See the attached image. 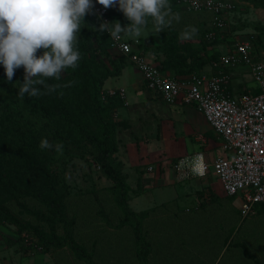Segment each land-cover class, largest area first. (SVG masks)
Segmentation results:
<instances>
[{
    "label": "rangeland",
    "instance_id": "1",
    "mask_svg": "<svg viewBox=\"0 0 264 264\" xmlns=\"http://www.w3.org/2000/svg\"><path fill=\"white\" fill-rule=\"evenodd\" d=\"M233 1L237 20H227L225 27L217 30L211 26L207 11L194 10L186 0H169L171 29L168 26L157 33L153 18H147L153 22L146 23L137 38L138 47L172 75L185 74L187 71L180 70L188 64H192L193 71L201 70L221 52L231 49L235 39L264 34V22L251 19L253 9L264 8V0ZM108 9V21L119 20L122 26L129 23L118 6ZM176 15L179 19L174 18ZM84 20L77 46L82 41L88 44L81 55L85 63L80 59L76 69L62 70L59 80L46 78L47 84L59 85L55 91L49 93L40 86L38 96H18L23 67L16 69L11 83L0 82V264H85L68 246L46 247L41 242L39 233L50 230L49 217L58 233L62 225L55 222L42 202L31 196L30 188L39 189L50 199L54 194L62 196V209L73 222V239L83 244L95 261L139 264L129 226L117 225L123 215L114 202L113 183L101 173L97 149L75 125L79 123L86 131L100 135L101 119L113 130L115 150L109 156L110 164L125 175L130 186L128 204L134 211L145 214L143 228L149 243L147 264H252L243 257L240 242L255 254H261L264 262V250L260 252L264 244V203L256 207L257 215L241 219L239 204L233 201L234 196L225 195L209 160L204 162L207 165L204 175L178 176L177 182L181 185L177 188L157 185L155 178L149 184L141 182L140 171L128 166L122 144L128 134L123 132L125 126L121 120L115 118V102L108 92L124 88L115 81L124 68L131 69L133 64L109 45L107 32L100 34L94 30L102 22L97 14L92 11ZM189 26L198 29L196 35L181 39L180 33ZM210 30L214 31L211 39L206 36ZM122 38L135 40L128 36ZM166 62L171 63V68L164 66ZM89 69L94 77L108 75L93 82L82 72ZM231 74H237L231 79L234 92L256 84L246 65L233 68ZM4 75L0 66V76ZM57 108L72 121H65L50 111ZM210 137L207 133L198 136L202 144L213 143L210 150L214 154L219 151V145L216 139L210 141ZM42 138L53 145L62 143V150L41 149ZM184 140L185 145L178 154L152 161L147 169H153L158 163L161 166L160 160H166L163 167L173 169V156L191 157L208 149L194 137ZM174 148L170 150L176 151L177 147ZM175 193V199H169Z\"/></svg>",
    "mask_w": 264,
    "mask_h": 264
},
{
    "label": "built area",
    "instance_id": "2",
    "mask_svg": "<svg viewBox=\"0 0 264 264\" xmlns=\"http://www.w3.org/2000/svg\"><path fill=\"white\" fill-rule=\"evenodd\" d=\"M186 1L194 10L209 12L211 26L217 30L225 27L228 16L236 8L233 0ZM93 12L102 21H108V8L96 4ZM206 36L213 38L214 31H208ZM110 38L112 48L140 71L147 89L166 103L193 105L202 115L221 140L222 153L212 159L210 166L222 190L227 195L240 197L241 216L253 214L254 205L264 202V46L257 49L252 35L235 39L231 49L211 61L210 75L191 73L180 77L163 72L159 63L139 49L137 39L131 42L121 36ZM244 65L256 84L253 89L234 92L231 70ZM108 93H118L126 103L124 88ZM197 157L202 158L200 153L180 157L172 166L187 177L191 173L189 165Z\"/></svg>",
    "mask_w": 264,
    "mask_h": 264
},
{
    "label": "clouds",
    "instance_id": "3",
    "mask_svg": "<svg viewBox=\"0 0 264 264\" xmlns=\"http://www.w3.org/2000/svg\"><path fill=\"white\" fill-rule=\"evenodd\" d=\"M96 4L104 8L118 6L129 21L123 26L119 20L102 21L94 28L114 39L124 33L132 38L140 37L149 17L153 18L157 33L172 23L169 0H0V66L5 82H10L16 69L23 67L18 96H38L40 86L49 93L55 91L59 85L47 84L46 78L59 80L62 70L78 67L80 31L85 25L84 17L92 13ZM197 31L195 26H189L180 33V38H193ZM38 50H42L40 54ZM39 147L59 152L63 144L53 145L42 138ZM189 167L193 174L204 175L202 158H195Z\"/></svg>",
    "mask_w": 264,
    "mask_h": 264
},
{
    "label": "crops",
    "instance_id": "4",
    "mask_svg": "<svg viewBox=\"0 0 264 264\" xmlns=\"http://www.w3.org/2000/svg\"><path fill=\"white\" fill-rule=\"evenodd\" d=\"M253 10L254 11H252L251 19L261 20L264 22V8H255ZM228 20H237L234 17V13H231L228 16ZM123 36L132 38L127 33L122 34V37ZM255 37L256 35L254 34V39ZM134 39L136 40L137 38ZM259 44H261V47L259 48L264 46V36H262L260 39ZM224 52H221V54ZM125 71L126 73H124ZM163 72L171 74L170 70ZM194 73L210 75L212 73V68L210 64H208L207 66H203V69L196 70ZM120 74V77L117 79V81H115V83L116 85L119 84V86L125 88L126 103L123 102V104L117 105L115 107V118L121 120L122 124L125 126L123 132L128 134L125 135V139H123L122 142V144H124L126 163L129 164L128 166H133L140 171L139 177L141 182L144 181L146 184H149L155 178L157 185H169V187L175 188H177V185H181L177 181L178 176L181 175V177H183L182 174L177 172L174 168L166 169L163 167L166 160H160V162L162 161V165L158 166V163L153 169L150 170H148L146 166H148V164L152 161H158L157 159L162 157L171 156L170 154L175 152L178 154L185 145L184 138L194 137V139L199 141L202 147L207 146L208 149H202V151L195 153H200L204 162L209 160L211 163L212 159L216 155L222 153L220 138L216 135L214 130L208 125V123L193 105L183 103L170 104L164 102L156 93L151 90H147L142 80L140 71L134 65L131 66V69L126 70V68H124ZM190 74L191 73L180 75L176 74L175 76L187 77ZM236 75L237 74L233 75V77ZM238 83H240V81H238ZM253 86L254 84L246 85L243 89H253ZM200 133H207L210 135V141H214L216 139L219 145V151L212 154L210 147H212L213 143L208 142V144H202L201 138H198ZM174 147H177V149L176 151L172 152L171 150ZM173 150H175V148ZM193 155H191V157ZM180 157L185 156H173V162L178 160ZM123 161H125V159ZM163 169H165V172H162ZM191 175L195 174H193L191 171ZM176 194L177 193L173 194V196H171L169 199H175ZM233 196V201H237L239 204L240 197L236 195ZM262 203L264 202L255 204L253 207L254 213L249 214L248 216L257 215L256 207ZM173 206L176 207V202L173 204ZM237 206L239 209V205ZM248 216H241V219H245ZM263 247L264 244L262 243L260 252L264 250ZM250 251L255 254L252 250ZM255 255L260 259L261 263L264 264V262H262L261 254L258 253ZM262 256L264 257L263 254Z\"/></svg>",
    "mask_w": 264,
    "mask_h": 264
},
{
    "label": "trees",
    "instance_id": "5",
    "mask_svg": "<svg viewBox=\"0 0 264 264\" xmlns=\"http://www.w3.org/2000/svg\"><path fill=\"white\" fill-rule=\"evenodd\" d=\"M236 10H237L236 8L233 9L232 13H235ZM148 22H153V21L147 19V23ZM169 27L171 29V26ZM262 36L264 35H261V34L256 35L254 42L259 44ZM257 37L258 39L256 41ZM79 45H80L78 47L79 51L81 55H84V53L88 49V44L87 42L82 41V42H79ZM109 45H111L110 36H109ZM256 48L258 49L259 47H256ZM122 56L125 57L124 55ZM81 60H82V64H84L85 63L83 62L84 58H81ZM170 65H171L170 62H166V64H164L166 68H171ZM191 65L192 64L184 65V68H181L183 70H180V71H184V73L185 71H187L186 73H194L195 71L191 70L192 69ZM159 67L161 69L160 64H159ZM82 72L86 76H88L93 82H99L108 75V74L106 75L105 73V74L94 77L90 69L82 70ZM5 80H6L5 75L0 76V82L5 81ZM5 83H11V81L5 82ZM109 97L114 99L115 107L117 105L123 104V100L121 99L118 93L109 95ZM57 109H53L50 111H53L54 113L58 114L59 117L63 118L65 121H68V122L72 121L71 118H69L66 114L60 111L61 108H57ZM50 111H48V113H50ZM75 125L78 127V130L81 132L82 136L85 139H87L91 143V145L97 149V153H98L97 159L99 160L98 164H99L101 173L104 176L111 179L113 183L112 188L115 191L114 202L117 208L121 211L123 215L122 220L117 225L119 227L125 224L129 226L132 232V235H133V239H134L135 257L137 261L139 262V264H147V254L149 250V243L145 239L144 228H143V220L145 218V214L136 212L129 206L128 191L130 190V186L125 181L126 179L125 175L120 173L116 168L112 167L110 164L109 156L115 150V147L113 146V141H112L113 130L111 126L107 124L106 121L101 119L102 131H101V134L98 135L94 132L86 131L79 123ZM30 190H31V196H35L38 201L42 202L48 209L49 213H51V215L55 217V222L62 225V231L61 233H58L54 226L55 223H52L53 219L49 217V221L51 222L49 225L50 230L48 233L45 231L44 232L41 231L39 233L41 242L46 247L60 248L63 246H68L75 253L76 257L82 260L85 264H101L92 258V254L86 250L83 244L78 243L73 239V235H72L73 222L68 220L64 210L62 209L63 208L62 201H61L62 196L54 194V196L50 199L46 197V195L43 192H41L39 189L36 190V189L30 188ZM232 196L233 195H230L228 197H232ZM238 245L241 247L242 255L245 258L250 259L253 262V264H262L260 259L248 249L246 244H244L243 242H240Z\"/></svg>",
    "mask_w": 264,
    "mask_h": 264
}]
</instances>
